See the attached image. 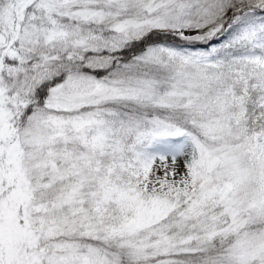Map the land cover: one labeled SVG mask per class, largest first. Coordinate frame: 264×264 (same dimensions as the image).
Returning <instances> with one entry per match:
<instances>
[{
    "label": "snow or ice",
    "instance_id": "obj_1",
    "mask_svg": "<svg viewBox=\"0 0 264 264\" xmlns=\"http://www.w3.org/2000/svg\"><path fill=\"white\" fill-rule=\"evenodd\" d=\"M0 264H264V0H0Z\"/></svg>",
    "mask_w": 264,
    "mask_h": 264
}]
</instances>
